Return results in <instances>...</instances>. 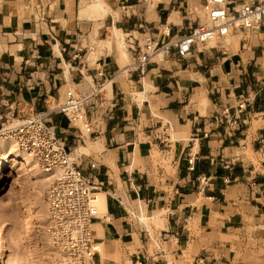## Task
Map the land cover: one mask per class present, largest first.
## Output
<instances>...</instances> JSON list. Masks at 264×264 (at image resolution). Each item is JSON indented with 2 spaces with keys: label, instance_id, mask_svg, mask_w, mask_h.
Masks as SVG:
<instances>
[{
  "label": "crops",
  "instance_id": "crops-1",
  "mask_svg": "<svg viewBox=\"0 0 264 264\" xmlns=\"http://www.w3.org/2000/svg\"><path fill=\"white\" fill-rule=\"evenodd\" d=\"M89 1L0 0V124L23 106L33 114L47 112L68 88L110 82L109 93L101 95L103 87L88 101L94 149L78 157L95 193L104 194L108 215L93 220V241L101 244L93 264H168L167 251L173 260L185 254L190 264H258L247 260L241 210L250 208L259 220L255 228L264 230V126L253 127L264 115V31L256 46L243 39L237 49L222 41L214 48L193 46L184 59L153 57L140 73L122 67L111 29L125 34L133 59L130 48L159 38L164 26L174 38L187 34L197 23L189 4L202 0L154 6L104 0L109 11L95 17L90 9L87 14ZM137 90L147 98L132 97ZM202 94L209 101L205 113L196 107ZM225 109L236 123L221 117ZM50 115L63 139L87 146L85 134ZM139 144L166 153L170 173L164 179H153L148 165L137 164ZM140 197L147 210L166 211L159 240L167 251L150 255L140 244L134 215Z\"/></svg>",
  "mask_w": 264,
  "mask_h": 264
},
{
  "label": "built area",
  "instance_id": "built-area-1",
  "mask_svg": "<svg viewBox=\"0 0 264 264\" xmlns=\"http://www.w3.org/2000/svg\"><path fill=\"white\" fill-rule=\"evenodd\" d=\"M135 1L148 3L150 0ZM202 7L206 11L205 20L196 23L187 34L174 38L170 28L164 26L159 38L146 39L136 50L131 47L135 54L128 67H136L142 73L158 54L162 58L175 55L184 59L193 46L220 41L236 33L256 35L264 31V0L233 3L231 0H202ZM103 87V82L97 81L85 88H68L62 100L47 112L16 114L11 122L4 117L0 124V137L12 138L18 149L30 155L50 176L43 198L47 213L46 234L55 256L50 264H93L99 253L92 234L97 215L95 185L84 174L78 158H71L67 141L61 138L49 116L52 113L61 115L67 125L76 128L81 135L82 129L86 135H91L86 108L88 101L100 95ZM221 117L230 122L227 109ZM230 123H236V119ZM168 132L170 125L167 124L163 133ZM88 166L95 168L94 163Z\"/></svg>",
  "mask_w": 264,
  "mask_h": 264
},
{
  "label": "rangeland",
  "instance_id": "rangeland-1",
  "mask_svg": "<svg viewBox=\"0 0 264 264\" xmlns=\"http://www.w3.org/2000/svg\"><path fill=\"white\" fill-rule=\"evenodd\" d=\"M96 1H100L105 4L104 0ZM150 1L152 2V4H154L155 2L154 0V2L152 0ZM233 1L236 0H232L231 3H233ZM94 3V0H90L86 7L88 6V9H94L93 7L96 6V4L94 5ZM89 4H91V7ZM189 7L192 19L196 18L197 23L203 22L205 20L206 11L203 9L202 5H196L194 3ZM106 8L108 9V12V6H106ZM176 21L178 22V20ZM259 33H257L256 35L236 33L230 36L235 37L238 40H251L253 43L256 36H263L262 33ZM145 37H147V35ZM224 39L220 41H210V43H208L210 45L213 42H216V44H218L221 41L223 42ZM143 43L144 42H141V45ZM253 44L256 45L257 41ZM125 45L128 52V59L125 60L124 58H120V61L122 59L121 62H124L123 65L128 66V64L132 63L133 59L128 51L129 46L127 44V41ZM158 55L153 58L154 62L162 61L161 55ZM118 56L121 57L119 53ZM260 66L261 73L263 74L264 61L261 62ZM103 94L104 90L101 92V95ZM132 97H135L134 93H132ZM49 105V108L51 107V105L54 107L56 105V102L52 100ZM25 109L26 106H23L20 108V112L18 114L13 113L14 117H11L10 115L8 118L9 122H11L13 119H16V114L20 116L24 113H30L29 111H25ZM49 117L51 118L52 115H50ZM258 119V124H253L254 129L257 126H264V115H260ZM82 131L84 134V129H82ZM0 138L4 137L1 136ZM86 142H88V147L86 146L84 150L82 149L83 147L81 146V144L73 145L71 142H67L68 147H70V156L73 160H76L81 154L91 155V152H93L94 148L91 144V141L88 139V135H86ZM262 144L263 142L260 143V145ZM136 148H138V151L134 152V154L138 159L137 164L141 168L145 165H148L150 176L153 179H164L166 175L170 173L166 153H161L156 146L150 147L146 146L145 144H139ZM74 149H76V151L72 154ZM81 149L83 152L81 151ZM249 152V149L245 151L247 157H249ZM2 181L5 182L3 185L5 189L1 194L0 201V264H50L51 260L55 256L53 255L54 253L52 254L53 248L46 234L47 216L45 215L46 210L43 204L45 192L43 189H41V193L38 194V191H40V188H42L40 186V181L34 179L30 174H28L25 167L20 163H13L10 161H8L3 167ZM135 204H137V206L134 211H137V215H134L136 216V220L139 221V228L142 229L139 237V240L141 241L140 244H142L148 250V253L150 255L159 254L162 249L167 251L169 248L161 244L159 240V234L162 229L161 224L163 225V223L161 222V224H159L158 226L151 221V218L155 214H158L161 210L154 212L150 211L149 209L147 210L144 197H140L139 201ZM244 211L247 212L245 213ZM251 212L252 210L250 208H243V210H241L242 217L245 221L243 230L246 232L248 237V239L246 240L247 260L256 261L258 264H264V230H257L255 228V224L259 220L258 218H253ZM130 213H134L133 210H130ZM165 214L166 213H164V216ZM99 216V218L102 217V215ZM142 217H148L150 220H142ZM238 230L239 229L237 228L236 231ZM139 231L140 230H138V232ZM168 252L169 251H167L166 254L167 260L172 261L173 264H190V261H187V259L189 258H186L185 254H181L182 256H180L176 260H173ZM51 256L54 257L52 258ZM126 263L131 264L130 261H126Z\"/></svg>",
  "mask_w": 264,
  "mask_h": 264
},
{
  "label": "bare ground",
  "instance_id": "bare-ground-1",
  "mask_svg": "<svg viewBox=\"0 0 264 264\" xmlns=\"http://www.w3.org/2000/svg\"><path fill=\"white\" fill-rule=\"evenodd\" d=\"M95 3L94 5L96 4L95 7H93L94 9H91L93 11L92 13V16L95 17V14H101V13H104V14H101V15H105L107 12V8L105 6L104 3L102 2H97L96 0H94ZM102 1V0H101ZM153 1V0H152ZM155 1V2H154ZM154 4H152L153 6L156 4V2H158L157 0H154ZM232 1V0H231ZM97 2V3H96ZM234 2V1H233ZM90 7H91V4H89ZM85 6V4H84ZM189 6H191V4H189ZM88 7V6H87ZM84 8L82 6V9L81 11L83 12ZM89 9L87 8L86 11H87V14H88V11ZM86 11H85V14H86ZM97 12V13H96ZM84 14V12H83ZM89 15H91V11L89 13ZM100 15V16H101ZM175 20L171 19L169 20V22H173ZM112 28V27H111ZM111 36L113 37V40H114V44H115V47H116V50L118 51V53L120 54L121 57H119V60L120 58H124L125 60L128 59V52H127V49H126V41H125V34L121 31V30H117L115 29L114 27L111 29ZM236 36V35H235ZM247 37V36H246ZM256 41H258V38L257 36L255 37V41L253 43H255ZM210 43V42H209ZM204 44L203 46L201 45V48H204L206 47L207 45H210V44ZM223 45H228V44H233L234 45V48L236 46L235 49H237V45H238V39H236L235 37H232L230 35H227L224 39V41L222 42ZM221 43V45H222ZM258 43V42H257ZM98 44V43H97ZM100 45V44H99ZM97 45V46H99ZM222 45V46H223ZM212 48H214L215 46H217L216 42H213L211 43L210 45ZM256 46V45H255ZM101 47V46H100ZM159 56V55H158ZM122 61V59H121ZM120 61V62H121ZM124 61V60H123ZM122 63V67H123V63L124 62H121ZM127 65H124V68H126ZM145 87L146 89L148 88V84L145 82ZM109 88H110V82H107L104 86V93H109ZM134 96L139 100V101H142L144 99H146L147 97L145 96V93L142 92V91H134ZM209 106V101L206 99V97L202 94L199 98H198V102L196 103V107L197 109H199V111L201 113H205L206 112V109L207 107ZM85 134V132H84ZM172 134V138H176L177 137V134L174 133V132H171ZM98 142V141H97ZM88 143V142H87ZM95 144V143H94ZM99 144V143H98ZM90 145V144H89ZM97 145V144H96ZM91 146V145H90ZM78 147V146H77ZM76 147V148H77ZM80 147V146H79ZM88 147V146H87ZM81 148V147H80ZM90 148V147H89ZM84 150V147L82 148ZM81 149V151H82ZM76 151V149H74V151L72 152V154ZM78 152H79V149H78ZM77 152V153H78ZM83 152V151H82ZM13 162V163H20L22 166L25 167L26 171L28 172V174H30L34 179L36 180H39L40 181V186L42 188H40V191H38V194L41 193V189L46 190L47 188V185H48V182H49V174H46L42 171V169L39 167V165L36 163L35 160H33L31 158L30 155H28L27 153H24L23 151H21L20 149H18L17 145H16V142L12 139V138H8V137H4V138H0V201H1V194L3 193L4 191V183L2 181V178H3V167L4 165L8 162ZM43 194V193H42ZM94 204H95V207L97 209V215H96V219H98L100 216L99 215H102V216H108L106 211H105V208H104V194L103 193H95L94 192ZM44 204V203H43ZM45 206V205H44ZM45 208V207H44ZM46 210V209H45ZM46 213V211H45ZM164 213H166V211L164 210H161L158 214H155L152 218H151V221L155 224H157L159 226V224H161L162 220H163V215ZM47 216V213L45 214ZM99 216V217H98ZM107 218V217H106ZM106 218H104L106 220ZM109 219V218H108ZM142 220H150L148 217L145 218V217H142ZM162 226V224H161ZM101 244L99 245V249L101 248L100 247ZM101 251V250H100ZM53 254V252H52ZM54 255V254H53ZM52 258L54 256H51ZM168 264H173L172 261H169Z\"/></svg>",
  "mask_w": 264,
  "mask_h": 264
}]
</instances>
